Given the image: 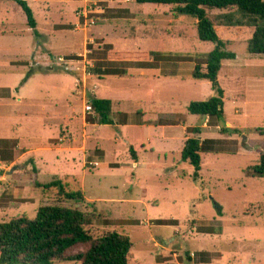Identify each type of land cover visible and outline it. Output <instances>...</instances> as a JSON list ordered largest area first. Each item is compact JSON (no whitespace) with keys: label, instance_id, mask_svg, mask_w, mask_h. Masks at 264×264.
Here are the masks:
<instances>
[{"label":"rangeland","instance_id":"374dc122","mask_svg":"<svg viewBox=\"0 0 264 264\" xmlns=\"http://www.w3.org/2000/svg\"><path fill=\"white\" fill-rule=\"evenodd\" d=\"M25 1L42 28L38 35L15 1H0V137L16 138L20 144L19 149H13L15 140L0 139V221L20 215L33 218L41 203H59L94 213L89 229L95 235L111 230L128 235L132 242L130 264H264V177L248 173L264 150V55L247 52L250 30L217 26L219 35L227 41L226 49L233 51L235 58L221 61L217 79L224 90V112L222 119L210 116L200 129L199 137L205 139L204 147L210 151L200 153V169L194 177L192 164L180 157L177 139L182 131L178 125L145 128L129 120L113 122V114L111 123H98L93 113H81L82 86L73 84L77 72L85 70L86 79H95L87 85V93L113 98L112 111L133 118L140 107L151 119L164 117V113L169 117L177 114L189 125L197 126L203 116L189 113L187 104L207 99L213 90L209 81L195 79L191 73L195 62H203L198 55L209 52L214 44L197 37L195 18L176 15L170 4L130 0L129 4L138 9L137 16L156 14L143 40L136 31L142 30V25L127 18L113 19L120 17L116 16L120 9L110 7L106 0L100 2L105 13L87 31L73 29L81 0ZM217 10L207 12L212 17L224 11ZM43 18L48 22L46 26L41 24ZM58 24L70 32V47L81 55H65L67 50L58 40ZM99 29H103L101 34L96 33ZM114 32L134 37V42H124L127 46L120 45L119 49L171 54L157 61L161 72L132 67L125 76L103 75L97 79L98 75L89 74L95 65L107 67L104 51L113 45L103 34ZM84 33L90 36L82 48ZM59 55L80 59L73 63L79 70L58 65L55 58ZM131 66H137L136 61L109 64L119 74ZM162 73L182 76L161 77ZM97 83L101 88L93 89ZM137 83L144 86L135 94ZM67 101L73 102L69 108ZM42 109H73L86 122L98 123L85 126L86 144L92 155L86 156L83 165L81 152H74L75 162H57L55 154L61 147L53 142L63 126L56 120L42 125L44 120L31 116H47ZM18 112L27 113L26 118H17ZM69 117H63L62 124L78 125V119ZM118 119L123 120L124 115ZM226 121L237 132L225 131ZM81 129L77 126L75 133L81 135ZM68 130L71 132V126ZM188 130L186 135H195L192 128ZM215 136L219 139H206ZM95 147L102 150L101 155ZM21 150H29L16 164L24 168L5 173L16 166L10 163ZM92 159L100 163L97 168L91 169L93 166L87 163ZM61 173L68 174L62 181L64 189L81 191L88 201L67 200L56 188L41 187L57 180ZM29 195L33 200L25 201ZM81 248L76 246L68 252Z\"/></svg>","mask_w":264,"mask_h":264},{"label":"trees","instance_id":"16d2710c","mask_svg":"<svg viewBox=\"0 0 264 264\" xmlns=\"http://www.w3.org/2000/svg\"><path fill=\"white\" fill-rule=\"evenodd\" d=\"M15 1L23 10L27 24L37 35L32 9L25 0ZM136 3H156L173 5L176 15H189L196 20V34L202 41L214 44L213 48L198 55L203 62L194 63L192 77L210 82L213 95L205 100H192L187 111L201 116H223L224 90L218 83L221 61L234 59L235 53L227 50V41L218 33V25L236 26L242 32L250 30L246 50L251 54L264 55V1L263 0H134ZM224 10L212 17L207 10ZM166 55L158 51L119 50L107 46L104 58L107 67L95 65L89 69L94 75H118L110 69L114 61H136L144 66H156L157 61ZM177 56V55H172ZM178 56H180L178 54ZM204 66V70L202 69ZM98 123H111V101L106 98L90 97L88 100ZM224 129V128H223ZM229 133L235 128L224 129ZM198 133V128H194ZM204 141L198 136H190L181 149V159L188 161L194 168L193 176L200 169V152H208ZM249 175L264 177V150L257 162L248 169ZM41 187L56 188L60 196L67 200L84 201L81 191H66L61 180H52ZM95 214L77 207L48 203L40 205L33 218L20 215L0 221V264H53L55 261H74L79 264H130L129 252L132 247L130 237L117 231H105L99 235L91 233L90 226ZM158 223H174V220H158ZM264 222V209H263ZM83 246L78 251L68 252L71 248Z\"/></svg>","mask_w":264,"mask_h":264},{"label":"crops","instance_id":"0c3cea01","mask_svg":"<svg viewBox=\"0 0 264 264\" xmlns=\"http://www.w3.org/2000/svg\"><path fill=\"white\" fill-rule=\"evenodd\" d=\"M77 1V0H76ZM82 2H83V0H81ZM107 2H108V5L110 6V7H113V8H117V9H120V10H118V11H116V12H118L117 14H116V16H120V17H113V19H115V20H122V19H124V18H127V19H130L132 22H137V23H139V25L141 24L142 25V27L143 28H141L142 30H136V31H139L141 34H142V39L143 40H145V39H147L146 37H148V36H146L145 35V32L147 31V28H148V24L153 20V18H154V15H156V14H149L148 12L147 13H144V15L145 16H137V13H136V11L138 10V9H134V8H136V6H132V5H130L129 4V2H130V0H106ZM82 4V3H81ZM80 4V5H81ZM80 5H78V6H80ZM75 10V9H74ZM217 11H219V10H217ZM121 13V14H120ZM156 19V18H155ZM100 20V19H99ZM35 22H36V25H35V29H36V31H37V35L38 34H40V33H42L43 31H42V28L41 27H39V22H37L36 20H35ZM75 23H76V17H75V22H74V25H73V29L75 30L76 28H75ZM96 23V22H95ZM41 24H42V26H46L47 24H48V22H46V20H44V18L42 19V22H41ZM40 24V25H41ZM62 24H58V27H60L59 28V31H61L60 32V35H59V41L61 42V44H62V46H63V49H65V50H67V52H66V54L65 55H69V54H71V53H76V55H81V53H80V51H72V49H71V47H70V42H71V40L69 39L70 37L68 36V34H70V32H65L63 29V27L61 26ZM95 25V24H94ZM91 27V26H90ZM147 27V28H146ZM89 28V27H88ZM96 29H97V26H96ZM77 30H80V29H77ZM82 30H85V29H82ZM102 30L103 29H99V30H96V31H98V32H96V33H99V34H101V32H102ZM86 31H87V28H86ZM86 31H84V32H86ZM105 31H106V29H105ZM93 34H94V32L93 31H91ZM106 33H104L103 34V36H105L106 37V41L108 42V43H110L111 45H113V49H119V46L120 45H126L127 46V44H124V42H127V43H131V40H133V42H134V37L131 39L130 37L131 36H123V35H121V34H119V33H117V32H114V34L113 35H105ZM87 36H90V35H88V33H84L83 34V40H82V48H83V46H84V43L86 42V37ZM91 38H89V40H90ZM90 41H92V40H90ZM119 50H133V49H119ZM135 50H140V49H135ZM145 51H148V50H145ZM149 51H155V50H149ZM158 52H160V51H158ZM163 53V52H162ZM59 56H61V55H59ZM63 56V55H62ZM65 57V56H64ZM66 58H70V59H72L73 61H72V63L70 64V66H71V70H79V67L77 66V65H74L73 63H75V62H80L81 60L80 59H77V58H73V57H66ZM137 63V62H136ZM74 65V66H73ZM132 67H138V68H141V69H156V71L157 72H161V70H160V64H159V62H158V64L156 65V66H144V65H140V64H138L137 63V66H131V67H128L125 71H123V73L122 74H118V75H116V76H119V75H123V76H125L126 74H127V71H128V69H130V68H132ZM103 68V67H102ZM221 68V67H220ZM233 70V69H232ZM234 71V70H233ZM78 74H77V77H76V79L74 80V87H79L80 88V86H82V88H80L81 89V92L80 93H82V97H83V100H84V103L86 102V101H88L89 100V98L90 97H93V96H91L90 94H88L87 93V85L89 84V83H91V82H93L95 79L94 78H88V79H86V71L85 70H83V73L82 72H77ZM219 73V72H218ZM89 74H90V71H89ZM145 73H144V71L143 70H141L140 71V75H144ZM163 75H161V77H175V76H182V75H180L179 73H175V74H165V73H162ZM94 76V75H93ZM99 77L97 78V79H100V77H102L103 75H98ZM218 77V76H217ZM237 76H235V78H236ZM158 78V77H157ZM87 80V81H86ZM147 80V78H145V81ZM203 80V79H202ZM82 82V84L81 85H79L80 84V82ZM145 85H146V82H145ZM100 86H102V85H100ZM99 86V84L97 83V85L96 84H93V89H100L101 87ZM142 86H144L143 84H141V83H137L136 84V86H135V94H138L139 93V91L140 92H142L141 91V89L143 88ZM103 87L105 88L106 86H104L103 85ZM77 89V88H76ZM101 92L103 93L104 91H103V89H101ZM75 95H77L76 94V90H75ZM152 93V88H149V94H151ZM211 95H213V91H212V94H210L209 96H211ZM84 97H88V99H84ZM96 98H101V97H96ZM102 98H106V99H109L110 101H111V112H110V118H111V115L113 114V116H112V120H113V122L114 121H116V122H126V121H130V122H132L133 124H135V125H137V126H141V127H145V128H147V127H155V128H164V127H166V126H171V125H178L180 128H181V136L177 139V141H178V143H177V146H178V148L180 149V157H181V149H182V147H183V145H184V143H185V140L188 138V137H190V135H186V133L189 131L188 129L189 128H192V131L194 132V128H198V133H195V135H193V136H198L199 137V134H200V129H201V127H203L204 125H206L207 124V120L209 119V117L210 116H203V121L200 123V124H198L197 126L196 125H189L184 119H182V118H180V117H178L177 116V114H174V115H172L171 117H169L166 113H164L166 116H164V117H161V118H153V119H151V118H149V117H147V112L145 111V110H143V109H141L140 107H138L137 109H136V117H127V114L125 113V114H122V113H120V112H114V111H112V107H113V104H114V100H113V98L111 99V98H107V97H102ZM81 101H82V99H81ZM190 102V101H189ZM72 101L70 102H68L67 101V103H66V107L67 108H69L70 106H72ZM84 109V108H83ZM43 110V113H44V115H47V116H43V118L41 117V115H39V114H36V115H31L32 117H35V118H37V119H39L40 121L41 120H44V121H41V123H42V125L43 124H45V123H47L46 121H49V120H56L57 121V123L58 124H60L61 126H63V127H61L62 128V134H61V132L60 133H58V136L54 139V138H52V139H54L55 141L53 142L54 143V145H59L61 148H58L57 149V152H56V154H55V159L57 160V162H59V163H65V164H70L71 162H75V154H74V152H81V164L83 165V163H84V160L86 161L87 159H86V156H90V155H92V150L91 149H89L88 147H87V144H86V138H85V133H86V125L87 126H89V125H95V124H98V123H88V122H86L85 121V119H84V116H82L81 115V113L82 112H84V110H82V107H81V113L79 114V117L76 115V114H74V110L73 109H71L70 111L69 110H59V111H57V110H50V109H42ZM73 110V111H72ZM139 110H141V112H138ZM223 112H224V107H223ZM24 114L23 115H21L19 112L17 113V118H23V119H25L26 118V116H27V113H25V112H23ZM35 113H37V111L35 112ZM93 115H95V113L93 112ZM121 115H124V119L123 120H119L118 119V116H121ZM195 115H197V114H195ZM70 116V117H69ZM96 116V115H95ZM63 117H65V118H67V117H69V118H75V119H78L79 120V123H78V125H75L74 123H66V124H62V119H63ZM97 119V118H96ZM64 121V120H63ZM50 122V121H49ZM112 122V121H111ZM72 125H73V127H72ZM226 125H227V127H228V125H231L229 122H227L226 121ZM68 126H69V128H70V126H71V132L68 130ZM77 126L78 127H80L81 126V130H82V132L83 133H81V135H79V134H77V132L75 133V130L77 129ZM85 127V128H84ZM228 128H230V127H228ZM188 130V131H187ZM70 132V136H71V139H69L68 141H64V142H59V140H58V138L61 136V135H63L65 132ZM74 131V132H73ZM185 133V135L183 136V134ZM61 134V135H60ZM71 134H73V135H71ZM183 138V140H184V142H182V141H180L181 139ZM200 138V140L201 141H204L205 139L204 138H202V137H199ZM0 139H5V140H7V141H13V140H15L14 142H15V145H14V147H13V149L15 148V149H19L20 147V144H19V141H18V139H16V138H12V137H0ZM206 139H213V140H218L219 138H217V136H215V137H212V138H206ZM48 141L50 142L51 141V139H49L48 138ZM56 143V144H55ZM97 152H98V155H101V152H102V150L100 149V148H98V147H95L94 148ZM29 150H26V151H23V150H21V153H19V155H17V157H15L12 161H11V163H10V165H16L17 164V162H18V160H20V159H22V160H24V158H25V156H26V153L28 152ZM210 151V150H209ZM208 151V152H209ZM202 152H204V151H202ZM201 153V152H200ZM78 155V154H77ZM97 155V156H98ZM95 156V155H94ZM91 158H93V156H91ZM26 161V160H25ZM24 161V162H25ZM87 162H97V165L96 166H93L91 169H93V168H97L99 165H100V163L97 161V160H89V161H87ZM201 163V162H200ZM107 165V164H106ZM24 165H22V166H18L17 168H24L23 167ZM83 167V166H82ZM14 169H16V168H14ZM83 169H85V168H83ZM14 171V170H13ZM12 171V172H13ZM8 172V170H6L5 171V173H7ZM7 174H9V173H7ZM68 174L67 173H61V175H60V177L57 179V180H61V182L65 179V177L67 176ZM63 183V182H62ZM82 195H84L83 193H82ZM83 198H84V200H86V201H88V199H86L84 196H83ZM20 199H23V197L21 196V198ZM24 199H26L25 201H31V200H33L32 199V197H30V195L29 196H27L26 198H24ZM41 205H42V203H41ZM39 207V206H38Z\"/></svg>","mask_w":264,"mask_h":264},{"label":"built area","instance_id":"2783aa9c","mask_svg":"<svg viewBox=\"0 0 264 264\" xmlns=\"http://www.w3.org/2000/svg\"><path fill=\"white\" fill-rule=\"evenodd\" d=\"M101 0H83V3L75 10L76 29H86L97 22L100 17L105 13V9L100 5ZM72 59L64 56H57L55 62L58 65H62L65 69L71 68L70 64ZM70 66V67H69ZM84 111L87 113H93L91 104L89 101L84 103ZM71 136L68 132L61 135L58 140L59 142L68 141ZM89 165L96 166L97 162H87Z\"/></svg>","mask_w":264,"mask_h":264},{"label":"water","instance_id":"95a60500","mask_svg":"<svg viewBox=\"0 0 264 264\" xmlns=\"http://www.w3.org/2000/svg\"><path fill=\"white\" fill-rule=\"evenodd\" d=\"M18 166L16 165V166H14L11 170H9L7 173H10L11 171H13L14 170V168H17Z\"/></svg>","mask_w":264,"mask_h":264}]
</instances>
